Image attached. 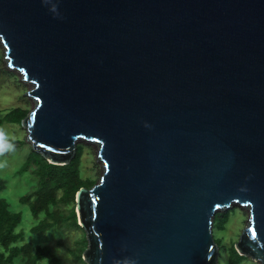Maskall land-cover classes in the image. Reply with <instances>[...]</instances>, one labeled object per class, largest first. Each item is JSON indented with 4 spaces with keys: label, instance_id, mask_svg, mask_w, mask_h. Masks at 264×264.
<instances>
[{
    "label": "water",
    "instance_id": "95a60500",
    "mask_svg": "<svg viewBox=\"0 0 264 264\" xmlns=\"http://www.w3.org/2000/svg\"><path fill=\"white\" fill-rule=\"evenodd\" d=\"M0 40L32 86V150L99 147L86 264H219L232 205L236 251L264 264V0H0Z\"/></svg>",
    "mask_w": 264,
    "mask_h": 264
},
{
    "label": "trees",
    "instance_id": "16d2710c",
    "mask_svg": "<svg viewBox=\"0 0 264 264\" xmlns=\"http://www.w3.org/2000/svg\"><path fill=\"white\" fill-rule=\"evenodd\" d=\"M28 111L15 108L2 119L3 123H21ZM83 161L82 145H77V153L70 164L58 166L49 163L42 155L31 151L28 159L18 174L27 173L36 179V188L20 198V203L28 208L34 219H40L30 233L41 236L57 229H74L80 233L75 248L70 253L76 264H86L82 257L88 247L86 232L79 226L75 212L76 195L83 187L91 188L95 179L84 177L81 172ZM7 188L6 180L0 178V194ZM25 214L15 211L8 201L0 196V264H16L22 260L25 264H63V261L52 248L34 241H28L22 228ZM41 217V218H40ZM229 216L225 212H217L213 219V229L224 231ZM221 248L223 239H215ZM229 264H241L246 257L241 256L235 245L229 248ZM220 259V258H219Z\"/></svg>",
    "mask_w": 264,
    "mask_h": 264
},
{
    "label": "rangeland",
    "instance_id": "374dc122",
    "mask_svg": "<svg viewBox=\"0 0 264 264\" xmlns=\"http://www.w3.org/2000/svg\"><path fill=\"white\" fill-rule=\"evenodd\" d=\"M30 90H32V86L24 81L22 74L10 68L6 49L0 40V119L15 108H22L27 110L28 114L31 113L35 108V101L31 96H26ZM0 129L8 134L11 143L14 144V151L6 152L5 155L0 156V178L7 182V188L0 196L8 201L13 210L24 212L22 228L26 231V240L52 248L53 255L56 253L62 259L63 264H76L70 249L75 248V244L81 236L77 230L54 228L41 236L30 233L40 219H34L31 216L28 208L20 203V198L36 188V179L27 173L18 174L32 151V145L28 141L29 132L22 122L3 123L0 125ZM77 144L82 145L83 150L82 174L84 177L95 179L97 183L103 175V164L99 158L98 145L86 140H79ZM74 208L79 224L76 204ZM226 210L229 220L225 230L215 231L213 229L214 238L223 239L219 252V264H229L228 250L239 241L250 220L249 211L240 205H232ZM16 264L25 263L19 259ZM241 264L260 263L246 257Z\"/></svg>",
    "mask_w": 264,
    "mask_h": 264
},
{
    "label": "clouds",
    "instance_id": "9594fccd",
    "mask_svg": "<svg viewBox=\"0 0 264 264\" xmlns=\"http://www.w3.org/2000/svg\"><path fill=\"white\" fill-rule=\"evenodd\" d=\"M10 151H14V144L11 143L8 134L3 129H0V156Z\"/></svg>",
    "mask_w": 264,
    "mask_h": 264
},
{
    "label": "bare ground",
    "instance_id": "6f19581e",
    "mask_svg": "<svg viewBox=\"0 0 264 264\" xmlns=\"http://www.w3.org/2000/svg\"><path fill=\"white\" fill-rule=\"evenodd\" d=\"M5 47V46H4ZM8 64H9V62H8Z\"/></svg>",
    "mask_w": 264,
    "mask_h": 264
}]
</instances>
